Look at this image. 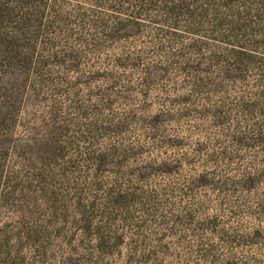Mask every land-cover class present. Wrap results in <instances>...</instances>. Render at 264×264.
I'll list each match as a JSON object with an SVG mask.
<instances>
[{
    "label": "rangeland",
    "instance_id": "rangeland-1",
    "mask_svg": "<svg viewBox=\"0 0 264 264\" xmlns=\"http://www.w3.org/2000/svg\"><path fill=\"white\" fill-rule=\"evenodd\" d=\"M164 7L155 0L52 2L50 13L62 11L63 19L50 21L55 37L39 47L59 56L51 58L46 85L38 87L46 93L31 98L19 136L55 138L62 129L56 123L63 121V139L73 142L76 156L102 153L109 165L86 162L84 171L97 181L77 191L63 187L68 202L50 196L46 202L3 203L0 247L12 246L7 259L205 264L215 251L250 247L247 234L264 223V107H247L239 96L256 92L259 70L249 82L191 91L189 79L214 78L219 67H210L202 44L176 27ZM72 51L78 57L63 66ZM157 63L163 69L147 76ZM56 108L63 113L57 116ZM119 146L129 147L130 155L117 157ZM27 148L19 146V155ZM117 158L119 166L112 164ZM170 158L176 162L164 166Z\"/></svg>",
    "mask_w": 264,
    "mask_h": 264
},
{
    "label": "trees",
    "instance_id": "trees-1",
    "mask_svg": "<svg viewBox=\"0 0 264 264\" xmlns=\"http://www.w3.org/2000/svg\"><path fill=\"white\" fill-rule=\"evenodd\" d=\"M155 1L166 3L164 9L174 17L176 27H184L197 44H202V52L210 67H219L214 78L194 76L189 79L191 91L196 88L209 90L212 86L222 89L230 83L249 82L258 69L259 74L253 77L256 79L253 86L256 92H245L239 97L247 107L253 103L264 107V0ZM52 2L54 0H0V206L26 200L46 202L50 196H54L57 202H68L63 187L77 191L83 185L89 186L88 180L97 181L96 175L91 177L88 171H84L86 162L97 161L99 168L109 165L104 162L105 154L102 153L97 157L76 156L72 152L75 150L69 148L73 142L63 139V131L67 128L63 121L56 123L62 129L55 138L49 134L42 139L27 141L19 136L18 128L30 109L31 98L35 101L36 97H41L40 92L46 93L38 87L46 85L51 58L55 60L59 56L58 53L46 55L39 47L48 37L50 42L52 36L55 37L56 32L49 28L50 21L54 24L59 17L63 19L62 11L59 14L50 13ZM78 55V52L72 51L68 58L61 60V64L69 67V61H75ZM162 69L161 63L153 64L145 74L149 76ZM141 75L144 76L142 72ZM55 113L57 116L62 114L63 108H56ZM103 127L100 130H105ZM261 135L260 141L264 143V133ZM153 139L155 142L156 139ZM74 144H80L79 138ZM25 145H28L26 154L20 156L18 148ZM114 149L119 158H125L131 152L129 147ZM46 151L47 155L42 156ZM37 155L39 158L35 160L33 157ZM119 158L112 164L119 166ZM169 161L173 163L176 159L170 158L162 164L166 166ZM31 191H40L42 196L28 199L27 194ZM118 197L126 200L120 193ZM77 199L82 201L81 197ZM27 230L33 231V228L28 227ZM247 235L249 248L215 251L205 264H264V223L259 222ZM4 241L8 239L2 240V243ZM9 253H12V246L2 244L0 263L6 260L17 263L11 257L7 259L5 254Z\"/></svg>",
    "mask_w": 264,
    "mask_h": 264
}]
</instances>
